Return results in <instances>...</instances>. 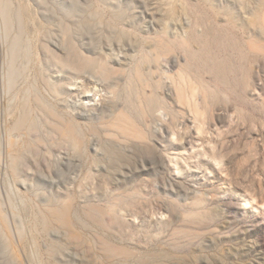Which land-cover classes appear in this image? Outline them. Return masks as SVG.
I'll list each match as a JSON object with an SVG mask.
<instances>
[{
  "label": "rangeland",
  "instance_id": "rangeland-1",
  "mask_svg": "<svg viewBox=\"0 0 264 264\" xmlns=\"http://www.w3.org/2000/svg\"><path fill=\"white\" fill-rule=\"evenodd\" d=\"M0 264H264V0H0Z\"/></svg>",
  "mask_w": 264,
  "mask_h": 264
}]
</instances>
